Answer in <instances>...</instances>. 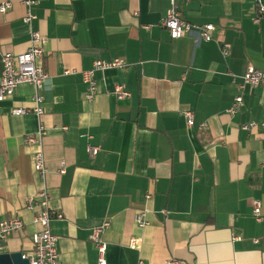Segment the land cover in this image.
Masks as SVG:
<instances>
[{
    "label": "crops",
    "instance_id": "1",
    "mask_svg": "<svg viewBox=\"0 0 264 264\" xmlns=\"http://www.w3.org/2000/svg\"><path fill=\"white\" fill-rule=\"evenodd\" d=\"M11 1L0 13V57L26 50L38 30L48 76L39 117L31 84L0 101V221L24 223L0 253L27 254L39 228L26 208L42 187L32 165L38 144L25 137L41 124L49 206L63 214L51 222L59 264H98L89 234L104 220L106 264H264V134L241 128L264 121V81L239 87L248 66L264 69V18L254 20L264 0H178L181 19L213 24L210 41L172 38L161 23L167 0H33L30 24L22 0ZM115 57L127 65L96 71L99 92L85 100L81 71ZM117 85L129 96L117 99ZM20 107L29 111L12 114ZM138 210L148 225L134 223Z\"/></svg>",
    "mask_w": 264,
    "mask_h": 264
},
{
    "label": "built area",
    "instance_id": "2",
    "mask_svg": "<svg viewBox=\"0 0 264 264\" xmlns=\"http://www.w3.org/2000/svg\"><path fill=\"white\" fill-rule=\"evenodd\" d=\"M169 7L166 11L164 18L162 19V25L169 30L172 38H178L184 34L196 33V41H210L212 40L211 32L214 29L212 23L194 24L187 22L180 18L178 10V0H167ZM21 3L25 7V14L23 21L30 24L34 18V14L31 12V6L35 3L33 0H22ZM12 7L11 0H4L0 3V13H6ZM260 18H264V3H257V13L254 18L258 21ZM44 43L45 37L38 30H31L29 37V45L26 50L20 53H13L10 51L2 52L1 71H0V101L14 93L17 86L22 83H28L33 86L34 92L32 95L33 107L30 111L40 116L43 112V96L40 94V90L48 76L47 72L38 64V60L44 55ZM221 52L223 55L228 53V44L223 43L221 46ZM127 65L126 60L122 58L96 59L90 68L81 71L82 82L86 85L84 92V98L87 101H91L98 94V86L95 79V72L99 70H105L109 68L122 69ZM68 72V71H66ZM234 78V76H233ZM241 84L240 88L245 85L251 87L258 86L264 81V69L248 66L245 73L240 76ZM115 94L117 99H124L129 96V92L122 86H115ZM242 105V96L240 94L233 98L232 103L227 108L229 114H234L238 111ZM29 109L15 108L12 110V114L20 115L26 113ZM183 115L186 118L187 125L191 126L193 123V113L190 110H185ZM258 126L264 134V121H250L242 124L241 128L249 130L250 128ZM46 130L40 124L38 128L37 136L28 135L25 137V142H35L38 144V148L32 156V165L38 178L41 180L42 187L35 196H28L26 200V208L35 210L33 220L39 227L37 231L32 234V249L27 254H23V258L28 259V264H59V253L57 248V236L51 230V222L54 220L63 219V214L57 209L49 206L50 194L46 185V175L48 169L45 163V157L42 149V139ZM98 151L97 146L89 145L88 152L95 154ZM264 153V150H263ZM65 171V164L61 162L59 172ZM147 199L151 198V194L145 195ZM253 216L256 220L261 219L260 203L258 200L253 201ZM134 223L139 227L148 225V221L145 217V210H138L133 217ZM24 223L20 218L12 217L0 221V242L7 239V237L13 232L19 231L23 228ZM109 226V221L104 220L101 224L94 226L89 234L90 241L95 245L98 253V264H106L105 259V244L101 239L102 232ZM240 235H233L234 239L240 238ZM258 240L254 239L256 243ZM140 239L133 238L130 241V247L133 249L138 248ZM173 264H179L176 261L171 262ZM138 264H142L139 261Z\"/></svg>",
    "mask_w": 264,
    "mask_h": 264
},
{
    "label": "water",
    "instance_id": "3",
    "mask_svg": "<svg viewBox=\"0 0 264 264\" xmlns=\"http://www.w3.org/2000/svg\"><path fill=\"white\" fill-rule=\"evenodd\" d=\"M22 253L18 252H1L0 264H28V259L22 257Z\"/></svg>",
    "mask_w": 264,
    "mask_h": 264
}]
</instances>
